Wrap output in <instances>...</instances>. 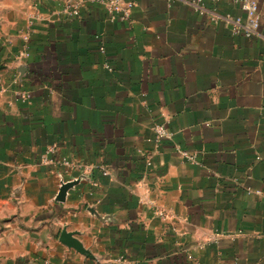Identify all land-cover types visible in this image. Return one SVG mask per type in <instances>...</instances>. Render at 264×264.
<instances>
[{
  "label": "crops",
  "instance_id": "0c3cea01",
  "mask_svg": "<svg viewBox=\"0 0 264 264\" xmlns=\"http://www.w3.org/2000/svg\"><path fill=\"white\" fill-rule=\"evenodd\" d=\"M101 1L0 0V264H264V0Z\"/></svg>",
  "mask_w": 264,
  "mask_h": 264
},
{
  "label": "built area",
  "instance_id": "2783aa9c",
  "mask_svg": "<svg viewBox=\"0 0 264 264\" xmlns=\"http://www.w3.org/2000/svg\"><path fill=\"white\" fill-rule=\"evenodd\" d=\"M168 4H172L174 0H164ZM188 6H190L194 12L204 16L208 13L205 7V0H183ZM242 8L246 13L245 19L241 18H231L226 17L224 20L231 27V31L235 36H244L246 38H253L260 35V26H261V17L258 11V4L255 0H242ZM101 3L104 5L106 11L111 16V20L120 19V20H129L132 14V10L135 6L133 0H102ZM66 12L72 16H79L80 7L76 4H68ZM223 17L214 16L211 18L212 22ZM24 48L26 49L20 57L27 56V49L30 42V35H24ZM100 51L105 53V47L101 46ZM104 67L107 71H112V67L106 63ZM22 100L27 101L30 96L28 94L22 95ZM154 132L158 142L172 139V133L168 130V127L165 124H156L154 126ZM179 153L189 162L196 163V155L190 154L187 151L180 150ZM64 167L71 169L79 168V165L76 163L70 162L67 159H62L58 162ZM103 175H108V171L103 168ZM157 215L160 218H166V213L163 210H157ZM120 261L126 262L124 257L119 258Z\"/></svg>",
  "mask_w": 264,
  "mask_h": 264
}]
</instances>
